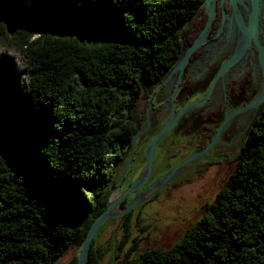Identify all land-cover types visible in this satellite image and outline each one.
<instances>
[{
	"label": "trees",
	"instance_id": "obj_1",
	"mask_svg": "<svg viewBox=\"0 0 264 264\" xmlns=\"http://www.w3.org/2000/svg\"><path fill=\"white\" fill-rule=\"evenodd\" d=\"M208 1L0 0V264H58L81 246L106 208L104 167L144 125L136 104L199 38ZM93 258L90 249L85 264ZM139 258L264 264V102L208 213L177 244Z\"/></svg>",
	"mask_w": 264,
	"mask_h": 264
},
{
	"label": "rangeland",
	"instance_id": "obj_2",
	"mask_svg": "<svg viewBox=\"0 0 264 264\" xmlns=\"http://www.w3.org/2000/svg\"><path fill=\"white\" fill-rule=\"evenodd\" d=\"M231 1L228 2L233 9L232 19H228L220 42L214 46L219 68L233 56L242 40L239 17L244 26L247 24L248 0H237L235 4ZM260 3L263 6L264 0ZM208 10L212 11L211 1ZM262 64L254 51L232 63L220 79L222 88H218L221 93L216 102V117L207 123L206 131L195 132L194 124L210 110L217 92L214 88L206 102L196 105L204 100L212 82L210 75H196L201 72V66L197 69L196 64L190 65L186 85L172 87V83H167L151 94L144 125L133 137L128 151L104 167L106 176L102 178L109 180L106 202L111 204L113 194L117 198L93 236L94 258L90 264L123 261L141 264L140 252L166 250L177 244L208 213L209 205L239 161L251 122L263 104L257 103L264 88ZM242 89L245 92L242 98L231 99V94L237 97ZM140 108L138 101L135 110ZM154 141L150 173L139 187L119 201L124 192L141 181L147 168L146 149ZM12 155L15 153L1 151L4 160ZM80 249L81 246L68 249L58 264L77 259Z\"/></svg>",
	"mask_w": 264,
	"mask_h": 264
},
{
	"label": "flooded vegetation",
	"instance_id": "obj_3",
	"mask_svg": "<svg viewBox=\"0 0 264 264\" xmlns=\"http://www.w3.org/2000/svg\"><path fill=\"white\" fill-rule=\"evenodd\" d=\"M220 1V0H219ZM218 1V3H219ZM229 0H224L222 2V8H221V11H222V16H224V20L222 22V16H221V21H220V29L217 31V33L215 34L216 37L219 38V41L216 43L218 44L220 42V39L222 37V33H223V30L225 28V25H226V22L228 21V19L232 16V12H233V9L231 7V13L227 16V14L224 13L223 11V5L226 3L227 6H229ZM235 0L232 1L233 4H235ZM245 5L247 6V4L245 3ZM216 8V6H215ZM260 12H261V15L259 17V31H258V42L260 44V47L262 49V52H263V32L264 31V5L262 6L261 3H260ZM209 15H210V11H209ZM209 15H208V20H209ZM215 17V15H214ZM213 17V19H214ZM239 17V16H238ZM213 19L211 20V23L213 21ZM232 19V18H230ZM208 20H207V23H208ZM239 20H240V26H241V33H242V27L244 29V24L241 20V18L239 17ZM243 20H246L245 19V16H244V19ZM211 23H210V26L209 28L203 33L204 34V38H205V42H203L204 38L202 39L201 41V44L198 45L201 46L203 49H206L203 56L201 58H198L197 60L195 59L193 62H188L186 63V65L184 66V68L181 70V67L180 65H176L172 71H170L168 74H166V76L158 83L156 84L155 86H150L146 92V95L143 96L141 98V100H139L141 102V108L136 111V114H135V118H136V121L139 119V114L142 113V111H144L145 109V115H144V122H145V119H146V115L148 114V111H149V102L151 99V94H154L157 92L158 89H160L161 87L165 86L167 83H172V87H175V86H183V85H186L187 83V72H188V69L190 67V65H193V64H196L197 69L199 68V66H201V72L200 73H196V75L198 74L200 77H204V76H207V75H210V77L213 79L214 75L218 72V64H217V61H216V57L214 55V49H215V45L216 44H207V40H208V30H210V27H211ZM202 34V35H203ZM243 34V33H242ZM238 41V40H237ZM241 42L242 40L240 41V45H241ZM239 45V46H240ZM239 46H238V49H239ZM196 47V48H198ZM195 48V49H196ZM194 49V50H195ZM193 50V51H194ZM249 51H254L255 52V56H260V62H262L264 64V60H263V57L261 56L260 52H258L255 48V43L254 41H252L251 43V46H249L244 55L247 54ZM192 54V53H191ZM264 54V53H263ZM243 55V56H244ZM191 56V55H190ZM262 59V60H261ZM189 60V59H188ZM261 64V63H260ZM262 64V65H263ZM261 65V67H262ZM264 66V65H263ZM263 69V68H262ZM264 71V70H263ZM224 76V75H223ZM222 76V77H223ZM221 77V78H222ZM220 78V79H221ZM220 79L217 81V83H219V86L217 87V83L215 85V88H216V99L213 100L211 103H210V110H208L205 114H203L202 116H200L195 124H194V131L195 132H198V131H206V130H209V126L207 125V123H211L214 121V118L216 117V111H217V98L218 96L220 95L221 92L218 91V88L221 87L222 88V82L220 81ZM246 85V84H245ZM214 89V88H213ZM245 89V88H244ZM244 89L241 90V93L240 95H238L237 97H232V94H231V99H236V98H242L244 96ZM222 90V89H221ZM209 98V97H208ZM208 100V99H207ZM206 100V101H207ZM253 104V103H252ZM251 106V104L249 105V107Z\"/></svg>",
	"mask_w": 264,
	"mask_h": 264
},
{
	"label": "water",
	"instance_id": "obj_4",
	"mask_svg": "<svg viewBox=\"0 0 264 264\" xmlns=\"http://www.w3.org/2000/svg\"><path fill=\"white\" fill-rule=\"evenodd\" d=\"M209 1H211V3H212V11L210 12L208 23L206 24L205 29L202 30L199 38L209 28L211 20L213 19L214 15H216L215 6H216V1L217 0H209ZM223 1L224 0H220L219 1V5H220L221 8H222V2ZM259 2H261V0H248L247 9H246V11H247V16H246L247 24L245 26L246 31L244 32V34H242L241 45L239 46V49H237L234 52L233 56L220 66L218 72L214 75V77L212 79L211 86H210V88H208L207 93H206V95L204 97V100L202 102L197 103L196 105H201L204 102H206L208 97L211 95V93L213 91V88H215V85H216L217 81L224 74L227 73L229 67L232 65V63L235 60L241 58L244 55L246 49L249 46H251L252 41H254L256 50L258 52H260V54H261V56L263 57V60H264V54H263L262 49L260 47V44L258 42L259 17L261 15L260 3ZM223 20H224V16H222V22H223ZM198 39L195 40L194 44H192L186 50L183 58L180 59L178 65H180L181 70L186 65V63H187L188 59L190 58V55L193 52V50L196 47H198L199 44H201V43H198ZM263 102H264V97L260 101V104L263 103ZM155 141H156V139H155ZM155 141L152 144H149L147 146V149H146L147 168H146V170L143 173L141 181H139L138 183L133 184L126 192H124V194L120 197L119 201H121L126 196V194L128 192H131L133 189H136L137 187H139L141 185V183L144 181V179L148 176V173H150V170H151L150 158H151V154H152V146L155 143ZM111 209H112V205H108L107 202H106L105 210H103V212L100 215H98L93 220V222L91 223L89 229H87L84 241L81 244V249H80V252H79V256L76 259V263L75 264H85L86 263L87 258H89L93 236H94L96 230L99 228V226L102 223V221L105 220L108 217Z\"/></svg>",
	"mask_w": 264,
	"mask_h": 264
},
{
	"label": "bare ground",
	"instance_id": "obj_5",
	"mask_svg": "<svg viewBox=\"0 0 264 264\" xmlns=\"http://www.w3.org/2000/svg\"><path fill=\"white\" fill-rule=\"evenodd\" d=\"M233 1V0H232ZM231 1V2H232ZM235 1H237V0H235ZM242 1V0H241ZM241 27V26H240ZM246 31V28L244 27V29H243V27H242V33L244 34V32ZM204 38V34L203 35H201V37L199 38V40H198V43H201V41H202V39ZM263 97H264V88H263V90H262V94L260 95V97L258 98V100H257V103H259L262 99H263ZM116 198H117V195L116 194H113L112 196H111V198H110V201H109V203H111V204H109V205H112V206H114L115 204H114V201H116Z\"/></svg>",
	"mask_w": 264,
	"mask_h": 264
}]
</instances>
